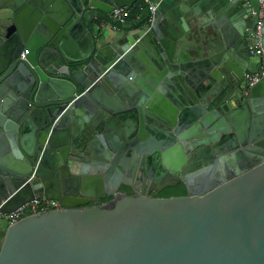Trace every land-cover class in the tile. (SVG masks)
I'll return each mask as SVG.
<instances>
[{
	"label": "water",
	"instance_id": "1",
	"mask_svg": "<svg viewBox=\"0 0 264 264\" xmlns=\"http://www.w3.org/2000/svg\"><path fill=\"white\" fill-rule=\"evenodd\" d=\"M134 2L0 0V211L60 203L6 228L0 264H264V30L249 85L237 4L109 29ZM158 148L187 194L119 193L110 169Z\"/></svg>",
	"mask_w": 264,
	"mask_h": 264
},
{
	"label": "crops",
	"instance_id": "2",
	"mask_svg": "<svg viewBox=\"0 0 264 264\" xmlns=\"http://www.w3.org/2000/svg\"><path fill=\"white\" fill-rule=\"evenodd\" d=\"M229 1H232L235 5L237 4L239 6L237 11L238 17L236 18V20H234L235 25H237L239 29H242V31H245V34L248 35L253 26V19L249 14V10L244 0H191V3H189V0H163L158 7L154 19H156L161 26H171L178 30L180 34H182L184 30L182 29V24L180 21L182 17L181 11L185 8L187 3L189 6L195 7L198 11H200L201 18L206 20L207 23H210L211 19L206 17V11L213 9L216 5L223 4ZM129 8H131L132 15L128 19L124 21H115L113 19H109V21L106 23L108 28L112 30L114 27H120L125 22H132L136 20L142 13L140 0H135L133 5ZM229 26L232 27L231 24ZM205 33H211V29L207 28ZM241 56L248 57V59H244V61L248 62L247 73L257 72L256 70L259 68V57L251 56L247 51H241L237 49L232 51V56L230 58L234 62H238L239 58H242ZM170 92L172 94V97L179 102L181 97L180 92L176 88H174V90ZM166 102L168 106L175 108L171 101L166 100ZM15 136L17 138L19 136V133H15ZM10 138L11 137H8L6 133L0 135V150L5 151V153L8 152V154L12 152L10 150ZM116 168L118 167L116 166Z\"/></svg>",
	"mask_w": 264,
	"mask_h": 264
},
{
	"label": "flooded vegetation",
	"instance_id": "3",
	"mask_svg": "<svg viewBox=\"0 0 264 264\" xmlns=\"http://www.w3.org/2000/svg\"><path fill=\"white\" fill-rule=\"evenodd\" d=\"M148 133H146L147 135ZM149 135V134H148ZM147 135V136H148ZM159 149V148H158ZM170 146L167 147V151ZM172 150V149H171ZM173 151V150H172ZM162 151H150L143 150L140 153L132 154L125 157L124 166L121 165L119 168H111L112 175L117 179L118 182V192L125 194H135L141 191L148 192V195L152 197L167 198L161 194L164 191H174L179 193V195L172 196H183L187 194L185 186L182 182L177 183V178H170L168 173L164 170L162 166ZM123 160V156H122ZM118 167V166H117ZM110 164L105 165V169H109ZM181 175V173H180ZM179 175V176H180ZM165 182L176 183L170 187L161 188L162 184ZM158 189V191H155ZM104 188V192H105ZM112 196H106L104 199H99L97 203H103L110 200ZM96 203V202H95ZM59 207L60 203L58 202ZM58 207V208H59Z\"/></svg>",
	"mask_w": 264,
	"mask_h": 264
},
{
	"label": "built area",
	"instance_id": "4",
	"mask_svg": "<svg viewBox=\"0 0 264 264\" xmlns=\"http://www.w3.org/2000/svg\"><path fill=\"white\" fill-rule=\"evenodd\" d=\"M163 0H140L144 3L149 11L148 21L154 20L155 14L160 3ZM249 10V14L253 19V26L248 33L247 51L249 55L260 57L263 54V30H264V0H244ZM112 19L115 21H124L132 15L131 8L119 7L112 10ZM23 57V53H21ZM261 74H264L262 72ZM246 82L249 85L257 82L260 79V74L257 72H248L244 75ZM59 207L58 201L46 198H34L13 211H0V219H4L7 226L19 221L20 219L39 212H45Z\"/></svg>",
	"mask_w": 264,
	"mask_h": 264
},
{
	"label": "trees",
	"instance_id": "5",
	"mask_svg": "<svg viewBox=\"0 0 264 264\" xmlns=\"http://www.w3.org/2000/svg\"><path fill=\"white\" fill-rule=\"evenodd\" d=\"M161 195L164 197H168L170 195H179V193L170 190V191H164ZM4 232L5 231L0 230V237L3 235Z\"/></svg>",
	"mask_w": 264,
	"mask_h": 264
},
{
	"label": "rangeland",
	"instance_id": "6",
	"mask_svg": "<svg viewBox=\"0 0 264 264\" xmlns=\"http://www.w3.org/2000/svg\"><path fill=\"white\" fill-rule=\"evenodd\" d=\"M7 227L8 226H7V223L5 222V220L4 219H0V230L1 231H5Z\"/></svg>",
	"mask_w": 264,
	"mask_h": 264
}]
</instances>
